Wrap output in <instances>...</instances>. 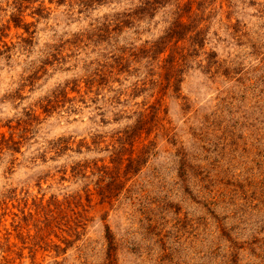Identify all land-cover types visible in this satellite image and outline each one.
Masks as SVG:
<instances>
[{"label": "rangeland", "instance_id": "obj_1", "mask_svg": "<svg viewBox=\"0 0 264 264\" xmlns=\"http://www.w3.org/2000/svg\"><path fill=\"white\" fill-rule=\"evenodd\" d=\"M153 2L0 0V264H264V0Z\"/></svg>", "mask_w": 264, "mask_h": 264}, {"label": "trees", "instance_id": "obj_2", "mask_svg": "<svg viewBox=\"0 0 264 264\" xmlns=\"http://www.w3.org/2000/svg\"><path fill=\"white\" fill-rule=\"evenodd\" d=\"M168 1L170 0H154V2L152 3V5L154 4H158V5H163V4H167ZM157 8V6H156ZM156 8H154V11L156 10ZM183 17V14H177L176 17L174 18V20L172 21V23L170 24V26L168 27V29L165 31V35L163 37H161L160 42L165 43L166 45L170 42H172L173 40L174 43L182 40L183 35L184 37L187 34V30H186V24H183L181 22V18ZM196 24H194L192 27V31H195ZM186 30V34H184L183 32ZM196 34H199V31H196Z\"/></svg>", "mask_w": 264, "mask_h": 264}]
</instances>
